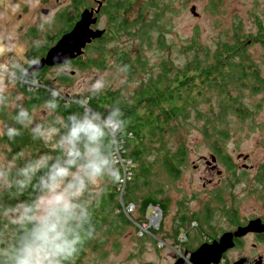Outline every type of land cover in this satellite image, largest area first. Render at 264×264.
Here are the masks:
<instances>
[{
    "label": "rangeland",
    "instance_id": "1",
    "mask_svg": "<svg viewBox=\"0 0 264 264\" xmlns=\"http://www.w3.org/2000/svg\"><path fill=\"white\" fill-rule=\"evenodd\" d=\"M91 1L0 0V95L6 98L0 101V122L11 123V115L15 112L13 105L17 103L25 105L26 97L30 100L36 92L45 91V95H49L50 92L57 90L36 87L34 89V84L20 79L13 80L7 74L5 70L24 57L22 54L25 44L16 34L15 27L23 25L27 30L28 26H33L35 37H38L34 40L35 43L36 40L40 41L42 33L57 30L60 27L59 22L75 14L78 5L80 8ZM119 1L129 3L125 14L126 20L129 24L137 21L134 23L136 26L129 28L126 32L123 31L124 33L120 36L114 33L112 39H105L102 49L97 53L92 52L90 55L94 57H90L89 60L85 56L83 59L85 66L77 73H72V78H69L61 89L55 91L59 102L66 104L73 102L72 100L78 95L86 96L89 94L90 85L102 76L105 81L102 92L110 91L119 101L128 105L137 98L141 89L148 85L150 80L158 79L163 73V64L175 71L183 70L195 59L191 51L193 49L189 48V43L193 39L207 55H211L216 50L217 44L232 37L235 25L240 26L241 35L253 37L260 30L259 25L264 34V0H217L215 4L214 0ZM148 2H152L150 7L147 5ZM192 7L197 13L196 17L191 13ZM44 10L47 11L46 14L43 13ZM5 14L8 15L9 22H6ZM18 15L21 16V21H17ZM103 24L102 20L101 25ZM140 29L144 32L142 40L138 38ZM246 48L250 58L258 67L260 78L264 80V49L259 44L251 42L247 43ZM83 51L84 48L82 54ZM123 54L126 55L123 56ZM198 56L203 60L204 55ZM125 67L126 70H121ZM52 78V75L47 76V79ZM21 85L29 95L24 92ZM191 95L195 97L197 111L188 109L186 118H179L173 122L174 126H179L177 133L165 137L167 148L174 151L173 153H178V148H184V151L179 152L184 153L183 161L175 165L179 171L174 177L167 173L168 176L164 171L157 173V166L147 180L151 182L152 195L157 203L161 205L164 201L168 202L169 207L167 203H163L165 207H168V212L166 213V210L162 212L157 205H149L141 213L138 204L146 191L141 190L139 194L137 191L139 197H135V202L129 204L133 206V212L129 213L130 218L125 216L126 228L121 234L107 236L108 220H104L93 237L94 242L100 240L104 243H101L98 250L91 247L86 249L80 260L81 264H169L173 256L179 257L178 253L181 256L185 255L180 250L181 241L185 238L184 233L179 236L178 241L167 239L166 235L168 231L174 232L169 225L171 215L175 212V203L178 200H184L187 202L185 205L192 209L196 204L192 196L194 194L201 200L210 201H213L212 198L218 191L221 195L223 194L220 211L215 201L211 205L215 214L213 224L219 226H223L220 219L223 212L231 211V209L238 211L239 205L242 214H248L252 206L259 207L260 201L249 196L250 189L255 187L251 179L255 173V167L258 162L264 160V144L259 154L255 153L256 143L260 141L264 143V87L260 92L246 88L241 94L243 105L249 111L248 118L242 120L233 113H228L222 120L221 125L227 129L228 137L217 143L215 148L220 145L223 156L232 159L233 164L230 168L214 150L213 140L201 134L204 118L210 117L211 113L219 109L218 104L221 105L217 93L200 87L197 95ZM82 99L84 98L79 100ZM44 104L29 109L33 114V123L50 119ZM199 116L203 117L199 119ZM26 126L31 128V125ZM27 132L31 134L28 130ZM123 134L130 137L129 133L123 132ZM30 138L29 145L24 147V159L30 156V152L33 153V149L38 144L39 139ZM41 142L46 150L50 152L55 150L54 139ZM32 144H35V147H32ZM120 144L119 161L131 162L122 157L123 140H120ZM26 147L29 150L25 149ZM44 148H40L39 154L47 153ZM8 152H10L9 146L1 141L0 165L14 164L8 158ZM212 155L216 157V160ZM211 157L214 158V162ZM152 159L153 156L149 158V160ZM205 161H208L209 165ZM211 166H213V172L208 168ZM249 167H253L251 171ZM240 175L242 179H238L237 183L236 179ZM107 185L106 181H102L98 185L90 186L87 195L91 197V201L98 200L101 190ZM117 200L122 204L126 203V193L122 200L120 197ZM150 207L158 209L160 220L154 218L157 215L156 211L152 210L147 215ZM117 210L115 209V213L118 214ZM102 215L108 217L107 211ZM122 216H124L123 212ZM113 244L115 247L112 249ZM257 254L264 255V243L259 245Z\"/></svg>",
    "mask_w": 264,
    "mask_h": 264
},
{
    "label": "trees",
    "instance_id": "2",
    "mask_svg": "<svg viewBox=\"0 0 264 264\" xmlns=\"http://www.w3.org/2000/svg\"><path fill=\"white\" fill-rule=\"evenodd\" d=\"M215 1L217 0L213 1L214 4ZM119 5L121 10L124 7L127 10L129 3L119 2ZM147 5L150 7L152 2H148ZM76 9H79V6ZM69 19H74V17ZM134 23H137V21H134ZM134 23L126 24L125 22L126 28L115 26V28H119L116 29V32H119V30L126 32L129 28L136 26ZM259 28L260 30L252 37L251 35H241L240 26L235 25L232 37L217 44L216 50L211 55H207L193 39L189 43V48L193 49L191 51H193L195 59L183 70L175 71L163 64V73L159 75L158 79L155 81L150 80L149 84L141 89L137 98L128 105L119 101L110 91H101L93 96H89V94L84 97L78 95L72 100L73 102L66 104L57 100L58 107L56 111L60 115L79 110V105L74 100L85 97L88 98L87 103L89 105L100 111H104L113 102L119 103L127 120L124 133L130 134V137L123 133L119 136V139L124 142L122 157L131 161L132 169L131 180L127 181L125 185V204L135 202V197H139L137 191L139 194L141 190H145L146 194L140 198L141 201L138 204L141 213L149 205L159 206L162 212L166 210L165 204L160 205L157 203L152 195L151 182L147 180H149L154 167L157 166V173L164 171L173 177L179 171V168L175 165L183 161L184 153L179 152L184 151V148H178L179 152L173 153L174 151L167 148L165 137L177 133L179 126H174L173 122L179 118H186L188 109L197 111L195 97L191 94L197 95L200 87L215 91L221 104H218L219 109L211 113L210 117L204 118L201 132L205 138L213 140L214 149L221 150L219 144L215 148L216 144L228 137L227 129L221 125L224 116L233 113L242 120L248 118L247 113L249 111L243 105L241 94L246 88L260 92L264 87V80L260 78L258 67L250 58L246 48L247 43L251 42L259 44L264 49V34L260 25ZM143 34V29H140L138 32L140 40L143 39ZM125 55L123 54V56ZM198 55H204L203 60ZM22 87L24 90V86ZM44 92L34 93L28 103L24 105L25 108L29 110L45 103L49 99V95H45ZM202 117L199 116V119ZM16 126L21 129L20 135L14 137L11 141L1 135L0 142L2 141L9 146L8 158L15 165H19L24 160V147L29 145L32 136L27 132V130L30 132L29 126ZM37 143L36 148L33 149V153L30 152L29 157L39 155L40 148H44L43 142L38 140ZM31 146L35 147V144ZM25 149L29 150L28 147ZM46 152L54 153L55 150L51 152L46 150ZM152 156L153 159L149 160ZM117 167L120 169L122 178V170L119 166ZM104 181L108 185L101 190L98 200L90 202V225L86 229L77 253L67 264H81L80 260L86 249L91 247V249L98 250L101 247V243L104 242L100 240L94 242L93 237L99 231V227L104 220H108L107 236L109 234H121L126 228L127 223L125 217L122 216L120 204L117 200L119 181ZM32 193L33 189L31 188L17 191L15 188L0 185V255L4 254L7 244L14 238L19 227L5 210L21 200L31 198ZM115 209H118V214L115 213ZM106 211L108 217L102 215ZM114 247L113 244L112 249Z\"/></svg>",
    "mask_w": 264,
    "mask_h": 264
},
{
    "label": "clouds",
    "instance_id": "3",
    "mask_svg": "<svg viewBox=\"0 0 264 264\" xmlns=\"http://www.w3.org/2000/svg\"><path fill=\"white\" fill-rule=\"evenodd\" d=\"M38 63L36 57L26 61ZM5 71L13 80L36 83L25 64L14 63ZM104 86L103 77H98L89 87V96ZM56 97L55 91L50 92L44 104L50 119L33 123V114L17 103L11 123L0 122V135L9 141L20 135L16 125H31L33 139H54L55 148L54 153L28 157L19 165H0V185L17 191L33 189L31 198L5 210L19 227L0 255V264H67L90 225V186L121 179L119 136L127 120L119 103L100 111L84 98L76 102L79 110L60 115ZM5 99L0 95V101Z\"/></svg>",
    "mask_w": 264,
    "mask_h": 264
},
{
    "label": "flooded vegetation",
    "instance_id": "4",
    "mask_svg": "<svg viewBox=\"0 0 264 264\" xmlns=\"http://www.w3.org/2000/svg\"><path fill=\"white\" fill-rule=\"evenodd\" d=\"M119 2V0H92L88 5L84 4V6L77 9L75 14L73 13L71 17H74V19L67 18V20L63 22L58 21L60 27L57 30H49L48 32L42 33L40 41L36 40L35 43L34 40L38 37H35L33 26H28L27 30L24 29L23 25H17L15 27L16 34L19 35L20 40L25 44V49L22 54L24 57H22L21 61L19 59L18 63L25 64L28 68V73L31 74L30 79L34 78L38 81L34 84V89L35 87L48 90L53 88V90L61 89L69 78H72V73H77L79 69L85 66L83 62L85 56L89 60L90 57H94V55H90L92 52L97 53V51L102 49V46L105 44V39H112L114 33H116L117 36L124 33L121 30L116 32V29L127 27L125 22L129 24L125 16L127 10L125 7L121 10ZM84 10H88L92 13L91 19L94 20V23L90 25V30L101 32L102 36L91 40V42L84 47L81 56L73 58L65 63H57L54 65L44 64V59L48 50L52 48L63 35L71 31ZM7 16L8 15L5 14L6 22H9ZM21 19V16L18 15L17 21H21ZM102 20L104 21L103 25H101ZM115 26L119 28H115ZM10 54L12 55L13 53ZM33 57L38 58L39 63L27 65L26 61ZM49 75L53 76L51 80L47 79ZM25 93L27 92L25 91ZM28 101L29 97H26L25 103H28ZM260 143L257 142L255 145V153L257 155L264 144L263 141H260ZM214 150L216 153L220 154L225 165L230 168L233 164L232 159L224 157L220 149ZM215 156L217 157L216 154ZM205 163L209 165L208 161H205ZM208 168L211 172L214 171L212 170L213 166ZM252 168L253 167H249V170L251 171ZM255 168V173L251 177L255 187L250 189L249 197L257 198V201H260L259 207L252 206L248 214H242V210L238 205V211H233L231 209V211L221 213L220 216L222 217L220 219L223 226L213 224L215 214L211 207L213 201H215L214 203H217L218 206L217 209L219 211L221 210L223 194L221 195L219 193L220 191L212 198L213 201L201 200L197 195H192L196 201L192 209H189V207L185 205L187 202L184 200H178L175 203V212L171 215L172 218L169 225V228H173L174 232L168 231L166 238L171 240L176 239L178 241L179 236L184 233L185 238L181 241L180 250H182V253L185 255L187 254L188 264H193L190 261V255L200 246H210L213 245V243H219L220 238L225 235H230L229 241H231L232 247L222 253L219 260L216 262L212 261V263L208 264H264V255L257 254L259 245L264 243V160L258 162ZM216 174L219 175L220 172H216ZM238 179H242V175L237 177V183ZM163 203H167L168 206L167 201L162 202V204ZM168 207H166V213L168 212ZM244 213L246 212L244 211ZM158 220H160V216ZM251 222L253 223L250 224ZM159 229L158 231H160ZM169 264H183V261L173 256Z\"/></svg>",
    "mask_w": 264,
    "mask_h": 264
},
{
    "label": "water",
    "instance_id": "5",
    "mask_svg": "<svg viewBox=\"0 0 264 264\" xmlns=\"http://www.w3.org/2000/svg\"><path fill=\"white\" fill-rule=\"evenodd\" d=\"M43 13H47L44 10ZM191 13L196 17L195 8L192 7ZM92 13L88 10H84L80 19L75 23L71 31L63 35L56 44L48 50L46 53L44 64L54 65L57 63H65L69 60L82 55V49L91 42V40L100 38L101 32L91 31L90 25L94 23L91 19ZM214 162V159L212 158ZM152 211L150 207L147 215ZM251 222L250 224H252ZM230 235H225L220 238L219 243H213V245H202L195 252L190 255V261L193 264H208L212 261L216 262L220 259L222 253L232 247L231 241H229Z\"/></svg>",
    "mask_w": 264,
    "mask_h": 264
},
{
    "label": "built area",
    "instance_id": "6",
    "mask_svg": "<svg viewBox=\"0 0 264 264\" xmlns=\"http://www.w3.org/2000/svg\"><path fill=\"white\" fill-rule=\"evenodd\" d=\"M129 166H130V162L119 161V167L121 168L122 173H123L122 178L119 180L118 185H117L118 197H120V200H122L124 196L126 182L129 181L130 179V173L128 171ZM118 202L121 205V211L123 212L124 217L127 216L128 218H130L131 215L129 213L133 212V206L129 204L124 205L119 200ZM186 264L188 263L186 262Z\"/></svg>",
    "mask_w": 264,
    "mask_h": 264
},
{
    "label": "bare ground",
    "instance_id": "7",
    "mask_svg": "<svg viewBox=\"0 0 264 264\" xmlns=\"http://www.w3.org/2000/svg\"><path fill=\"white\" fill-rule=\"evenodd\" d=\"M128 171H129V173H130V179H131V176H132V172H131V169H130V166H129V169H128ZM130 179H129V181H130ZM124 205H127V204H125L124 203ZM120 209H121V205H120ZM153 211H156V214L157 215H155V219H157L158 220V218H159V216H160V213L158 212V209H152ZM158 213H159V215H158ZM178 256L180 257V259L183 261V264H186V262L188 263V261H186L187 260V258H188V256L187 255H180L179 253H178ZM178 257V258H179Z\"/></svg>",
    "mask_w": 264,
    "mask_h": 264
}]
</instances>
